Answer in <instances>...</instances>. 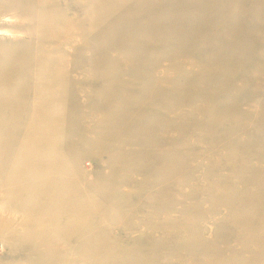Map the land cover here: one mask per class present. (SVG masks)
I'll return each mask as SVG.
<instances>
[{
    "label": "rangeland",
    "instance_id": "rangeland-1",
    "mask_svg": "<svg viewBox=\"0 0 264 264\" xmlns=\"http://www.w3.org/2000/svg\"><path fill=\"white\" fill-rule=\"evenodd\" d=\"M0 264H264V0H0Z\"/></svg>",
    "mask_w": 264,
    "mask_h": 264
},
{
    "label": "bare ground",
    "instance_id": "bare-ground-1",
    "mask_svg": "<svg viewBox=\"0 0 264 264\" xmlns=\"http://www.w3.org/2000/svg\"><path fill=\"white\" fill-rule=\"evenodd\" d=\"M92 12V11H91ZM56 25V24H55ZM67 33V32H66ZM67 37V36H66ZM78 41V40H77ZM150 65V64H149ZM151 88V87H150ZM157 98V97H156ZM150 103V102H149ZM130 106V105H129ZM148 107V106H147ZM151 108V107H150ZM138 112V111H137ZM143 113V112H142Z\"/></svg>",
    "mask_w": 264,
    "mask_h": 264
}]
</instances>
